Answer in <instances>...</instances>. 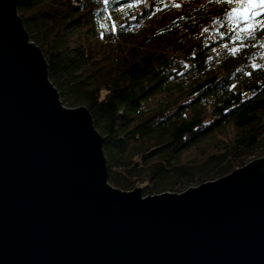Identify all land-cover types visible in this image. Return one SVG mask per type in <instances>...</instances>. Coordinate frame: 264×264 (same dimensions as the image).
<instances>
[{"label": "trees", "instance_id": "1", "mask_svg": "<svg viewBox=\"0 0 264 264\" xmlns=\"http://www.w3.org/2000/svg\"><path fill=\"white\" fill-rule=\"evenodd\" d=\"M229 9L215 0H20L63 105L85 106L104 139L111 186L181 192L264 157V31L232 54Z\"/></svg>", "mask_w": 264, "mask_h": 264}, {"label": "water", "instance_id": "2", "mask_svg": "<svg viewBox=\"0 0 264 264\" xmlns=\"http://www.w3.org/2000/svg\"><path fill=\"white\" fill-rule=\"evenodd\" d=\"M19 4L0 0V264H264V158L181 194L111 186Z\"/></svg>", "mask_w": 264, "mask_h": 264}, {"label": "snow or ice", "instance_id": "3", "mask_svg": "<svg viewBox=\"0 0 264 264\" xmlns=\"http://www.w3.org/2000/svg\"><path fill=\"white\" fill-rule=\"evenodd\" d=\"M215 2L230 6L225 15L228 22L234 25L230 31L235 35V41L239 42L236 47L230 49L232 54L248 47L244 43L246 38L255 39L258 31H264V0H215ZM102 4L108 5L109 0H102Z\"/></svg>", "mask_w": 264, "mask_h": 264}, {"label": "rangeland", "instance_id": "4", "mask_svg": "<svg viewBox=\"0 0 264 264\" xmlns=\"http://www.w3.org/2000/svg\"><path fill=\"white\" fill-rule=\"evenodd\" d=\"M25 27V26H24ZM67 108H69V107H67ZM261 158H264V157H261ZM256 159H260L258 156H254V157H252L251 159H250V161L247 163V164H249V163H251L252 161H254V160H256ZM246 164V165H247ZM244 167V166H243ZM216 181V180H215ZM198 186H200L199 184H197V183H193V184H190L189 186H187V187H185V188H181V187H179L180 189H181V192H169V191H166V192H169V193H176V194H181V193H183V192H185V191H187L188 189H190V188H194V187H198ZM138 188H141L140 186L138 187ZM133 191V190H132ZM165 193V192H164ZM143 194V193H142ZM162 194V193H161ZM156 195H158V194H156ZM149 196H152V195H149ZM144 197H147V196H144Z\"/></svg>", "mask_w": 264, "mask_h": 264}, {"label": "bare ground", "instance_id": "5", "mask_svg": "<svg viewBox=\"0 0 264 264\" xmlns=\"http://www.w3.org/2000/svg\"><path fill=\"white\" fill-rule=\"evenodd\" d=\"M129 192V191H128ZM153 196V195H152Z\"/></svg>", "mask_w": 264, "mask_h": 264}]
</instances>
